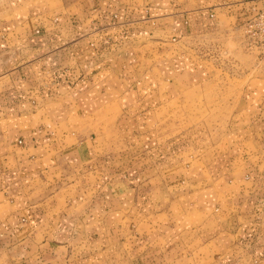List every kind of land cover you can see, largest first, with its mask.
Segmentation results:
<instances>
[{"label":"crops","instance_id":"1","mask_svg":"<svg viewBox=\"0 0 264 264\" xmlns=\"http://www.w3.org/2000/svg\"><path fill=\"white\" fill-rule=\"evenodd\" d=\"M262 5L0 0V264H264V91L231 114L230 139L207 146L209 160L203 149L179 178L163 175L173 159L152 164L141 155V118L127 124L141 112L127 98L153 96L125 76V46L110 59L102 41L120 45L147 27L164 41L224 32ZM176 78L166 85L178 83L180 95L170 85L149 119L191 84L184 72ZM157 123L147 129L171 125Z\"/></svg>","mask_w":264,"mask_h":264},{"label":"rangeland","instance_id":"2","mask_svg":"<svg viewBox=\"0 0 264 264\" xmlns=\"http://www.w3.org/2000/svg\"><path fill=\"white\" fill-rule=\"evenodd\" d=\"M234 1L236 0H227V3ZM223 22H226V18L222 19ZM244 22L245 20L235 22L232 29H227L224 32L190 39L173 36L164 41L161 40L158 33L152 34L148 27L146 29L148 32L142 31L141 33L140 31L134 35L130 34L120 45L111 35L103 36L102 41L114 48L110 52V59H117L118 53L115 50L117 46L118 48L125 46L128 56L126 64L129 65L125 68V76L132 82L141 79L140 86L147 91V93L143 91L142 95L153 96V98L138 100L127 98L126 106L134 104L141 109L139 116H130L127 124L139 123L138 119L141 118V127H145L141 133V155L146 158L151 154L152 164L156 163L160 166L166 162V157H169L170 160L173 159L169 172L165 173L163 170V175H174L179 178L182 174L181 163L189 165L197 157L198 152H202L203 149H205L206 157L209 160L212 151L207 146L214 144L219 139L223 142L230 139L229 135L224 136V129L228 126L231 114L240 108L243 109L247 103L256 104L259 99L257 101L250 100L256 95L259 98L262 95L264 91L262 90L264 88V59H258L255 54L246 51L242 45L241 26ZM154 25L153 22L149 24L150 27H154ZM122 71L123 69L120 73ZM183 72L184 75L189 76L191 84H193V80L199 78H204V82L187 85L188 88H185L184 94L180 97L178 95L181 93V86L178 83L170 84L179 94L175 95L176 99L171 101L168 107L167 105L162 107V115L158 112L152 120L149 119L145 114L147 110L166 104L169 100L172 90L170 85H166V81L168 82L172 78L173 80L178 79L176 77L182 76ZM149 79H156V83H151ZM131 111V113L134 112ZM156 122H158V126H162L166 122L171 125L166 132L147 129L150 123L155 126ZM197 127L202 129L200 130L202 135L199 134ZM132 132L125 133L126 138ZM204 137L207 139H205V145H202L199 143V139L204 141ZM150 139H152L151 142H149ZM129 151L128 149L125 151L126 161H130L132 158L129 156L135 153L133 149H129ZM224 151L228 153V148L222 146L217 149V152L220 153H224ZM147 161L148 158L141 164L142 168L149 169V161L146 163ZM195 165L192 163V166ZM125 171L128 173L127 169ZM147 214L145 212L142 216ZM162 262L164 260L161 258L141 259L137 264H162ZM210 262L207 260V264Z\"/></svg>","mask_w":264,"mask_h":264},{"label":"built area","instance_id":"3","mask_svg":"<svg viewBox=\"0 0 264 264\" xmlns=\"http://www.w3.org/2000/svg\"><path fill=\"white\" fill-rule=\"evenodd\" d=\"M253 15L241 26V43L245 50L264 59V5L252 7Z\"/></svg>","mask_w":264,"mask_h":264}]
</instances>
